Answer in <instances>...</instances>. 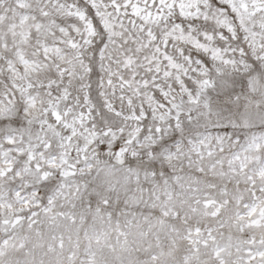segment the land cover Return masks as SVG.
Returning a JSON list of instances; mask_svg holds the SVG:
<instances>
[{
  "label": "snow or ice",
  "instance_id": "6c2138e0",
  "mask_svg": "<svg viewBox=\"0 0 264 264\" xmlns=\"http://www.w3.org/2000/svg\"><path fill=\"white\" fill-rule=\"evenodd\" d=\"M0 264H264V0H0Z\"/></svg>",
  "mask_w": 264,
  "mask_h": 264
}]
</instances>
